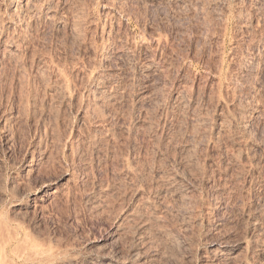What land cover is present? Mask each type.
Wrapping results in <instances>:
<instances>
[{
	"label": "rangeland",
	"instance_id": "rangeland-1",
	"mask_svg": "<svg viewBox=\"0 0 264 264\" xmlns=\"http://www.w3.org/2000/svg\"><path fill=\"white\" fill-rule=\"evenodd\" d=\"M263 177L264 0H0L1 231L125 255L111 231L157 192L141 262L204 264L253 235Z\"/></svg>",
	"mask_w": 264,
	"mask_h": 264
},
{
	"label": "bare ground",
	"instance_id": "bare-ground-1",
	"mask_svg": "<svg viewBox=\"0 0 264 264\" xmlns=\"http://www.w3.org/2000/svg\"><path fill=\"white\" fill-rule=\"evenodd\" d=\"M22 11V10H21ZM102 87V86H101ZM104 87V86H103ZM102 87V88H103ZM246 90V89H245ZM109 93V92H108ZM108 93H107V95H108ZM112 93V92H111ZM248 93H250V92H248ZM98 94H100V93H98ZM97 95V94H96ZM104 95H106V94H104ZM112 95V94H111ZM250 95V94H249ZM106 97V96H105ZM110 97V96H109ZM107 98V97H106ZM240 100V99H239ZM238 104H240V103H238ZM242 107H243V104H242ZM241 107V108H242ZM240 108V109H241ZM241 111V110H240ZM242 111H244V110H242ZM242 111H241V113H242ZM247 113V112H246ZM239 114H240V112H239ZM234 117H235V115H233ZM239 118H241V117H239ZM247 118V117H246ZM246 118H244V119H246ZM236 119V118H235ZM238 119V118H237ZM243 119V120H244ZM241 122H243V121H241ZM239 123V124H242V123ZM228 123V122H227ZM245 123V122H244ZM226 124V123H225ZM229 125V124H228ZM243 125V124H242ZM220 126H222V125H220ZM235 127V126H234ZM243 127H245L244 125H243ZM220 128V127H219ZM219 128H217L218 129V131H219ZM247 128V127H246ZM221 131V130H220ZM229 132V131H228ZM221 133V132H220ZM223 135V134H222ZM250 139V138H249ZM251 141V140H250ZM250 145V144H249ZM190 148V147H189ZM185 149H187V148H185ZM189 150V149H188ZM185 151V150H184ZM247 153V152H246ZM245 156V155H244ZM190 158V157H189ZM226 158V157H225ZM246 158V157H245ZM191 159V158H190ZM221 160V159H220ZM191 161V160H190ZM184 162V161H183ZM222 162V161H221ZM235 162V161H234ZM250 163H251V161H250ZM183 165V164H182ZM186 165V164H185ZM191 165V164H190ZM238 165V164H237ZM251 165V164H250ZM222 166V165H221ZM247 167H249V166H247ZM182 168V167H181ZM188 168V167H187ZM256 168V167H255ZM246 169V168H245ZM253 169V168H252ZM252 169H250L251 170V172H252ZM187 170V169H186ZM189 170V169H188ZM219 170V169H218ZM249 170V171H250ZM220 171V170H219ZM190 172V171H189ZM189 172H188V174H189ZM251 172H250V175H251ZM176 173V172H175ZM191 173V172H190ZM247 173H249V172H247ZM185 174V173H184ZM187 174V175H188ZM169 175V174H168ZM250 175H248V178H249V176ZM167 176V175H166ZM174 176V175H173ZM172 177V176H171ZM174 177H176V176H174ZM179 177V176H178ZM178 177H177V180H178ZM182 177V176H181ZM193 177V176H192ZM164 178V177H163ZM180 178V177H179ZM187 178V177H186ZM250 178H251V176H250ZM249 178V179H250ZM264 178V177H263ZM172 179V178H171ZM171 179H169L170 181H171ZM176 179V178H175ZM174 180V179H173ZM184 180V179H183ZM193 180H195V179H193ZM263 180V179H262ZM176 181V180H175ZM175 181H173V182H175ZM179 181V180H178ZM161 182H163V181H161ZM160 182V183H161ZM166 182V181H165ZM181 182H182V179H181ZM171 183H172V181H171ZM171 183H164L165 185H166V187L167 188H165V189H167V190H169V192L172 194V195H175V191L172 193V186H171ZM177 182H175V184H176ZM260 183H261V181H260ZM262 183H264V182H262ZM163 184V183H162ZM225 185V184H224ZM173 186H174V184H173ZM220 186V185H219ZM262 187H264V185L262 184L261 185ZM175 187H177V186H175ZM175 187H173L174 188V190H179V189H175ZM179 187V186H178ZM221 187V186H220ZM230 187V186H229ZM163 189V188H162ZM165 189L163 190V191H165ZM218 189H219V187H218ZM223 189V188H222ZM221 189V190H222ZM228 189V192H229V189L230 188H227ZM263 189V191H262V201H264V188H262ZM181 190V189H180ZM220 190V191H221ZM163 191L162 192H159L158 194H160V193H162L163 194ZM219 191V192H220ZM167 192V191H166ZM168 192V194H170ZM177 192V191H176ZM223 192V191H222ZM165 193V192H164ZM178 193V192H177ZM221 193V192H220ZM231 193V192H230ZM156 194H157V192H156ZM155 194V195H156ZM162 194H160V195H162ZM154 195V196H155ZM160 195H158V196H160ZM164 196L166 195V194H163ZM162 195V196H163ZM153 196V197H154ZM157 196V195H156ZM163 196V197H164ZM150 197V196H149ZM153 197H150V198H148V197H146L145 198V200H142V204H141V202L139 201V204H137V207H134V208H136L135 210H133V212H131V213H128L127 214V216H126V222H127V225H126V227H124L123 226V224L125 223V221H122V226H120L119 225V223L117 224L116 223V225L117 226H115L114 227V229H113V231H111V233L116 237L115 239H118L120 242H129L127 245H126V248H125V245L122 243V245H124L123 247L126 249L125 250V255H122L121 253H120V251H121V248H120V250L119 251H117V252H115L116 254L114 255V256H112V257H108V256H106V252H105V250H100L101 252L100 253H98V254H95V255H93V256H90V258H88V256H87V258L88 259H86V261H80L79 259H77V258H75L76 257V255H75V257L74 256H72V254L70 255V257H65L66 259H63V260H58V252H57V249L55 250V249H53V247L51 246V245H48V244H43V243H41L40 241L39 242H37V241H35V240H33V239H27V238H22L21 240H19V238H18V235L16 234V232L14 233H12V231H11V233H10V231H8V232H6L3 228V230L5 231V233L3 232V230L1 231V229H0V260H1V262H4L3 264H5V254H6V252H7V250H8V248H10V252L12 253V251H13V253L14 254H16L15 256H17L19 259H21V260H24V261H28L30 264H141L142 262H141V260L145 257L144 255H147V256H154L155 254H156V256L158 255L156 252H158L157 250L156 251H153V250H150L151 252L149 253V255L146 253L145 254V252H147V249L149 248V247H147V249H146V251H145V249L144 248H142V249H144V254L142 253V251L141 250H139L138 251V249L136 250V251H134V249H133V243H136L135 241H138L141 237L142 238H146V235H147V233L145 234V235H142V232H144V230L145 229H149V227L151 226H147V224L149 223L148 221L150 220V219H152L151 221H153V220H155V222H159V219H160V216H156L155 214L153 215L151 212V214L153 215H151L152 216V218H149V217H146V209L147 208H152L151 210L152 211H155V210H153V209H155V207H157L158 208V206L159 205H157V204H160V201L158 202L157 201V197L156 198H153ZM163 197H160V198H163ZM167 197V196H166ZM174 197V196H173ZM217 197V196H216ZM148 198V199H147ZM176 198H178L177 197V195H176ZM174 199V198H173ZM182 199V198H181ZM162 201V200H161ZM175 201V200H174ZM163 202H165V200L163 201ZM162 203V202H161ZM251 203V202H250ZM141 204V205H140ZM163 204V203H162ZM162 204L160 205V206H162ZM165 204V203H164ZM214 204V203H213ZM165 205H168V204H165ZM165 205H163L164 206V208H165V210H167L166 209V207H165ZM215 205V204H214ZM163 206L162 207H159V209H157L158 211H160V208H163ZM173 206V205H172ZM210 206V205H209ZM252 206H254V205H252ZM264 207V206H263ZM163 208V209H164ZM251 210H252V208H250ZM148 210V209H147ZM156 210V211H157ZM162 210V209H161ZM253 210H254V212L251 214V218H250V215H249V218L248 219H250L251 221V226L250 225H248V226H250L251 228V230H252V233H253V235H251L250 237H248V238H246V236L245 237H243V238H239V240H235V241H232V240H228V239H226V240H224V239H218V240H216L213 244H214V248L212 249V251L210 252V250H209V252L208 253H206V254H203V255H205L204 257L202 256V258L204 259L203 261H204V264H264V208L263 209H261L262 211H257V208H256V211H255V206H254V208H253ZM252 210V211H253ZM170 211V210H169ZM168 211V212H169ZM173 211V210H172ZM206 211V210H205ZM209 211V210H208ZM243 211H245V210H243ZM250 210H249V208H248V212H249ZM163 212V211H162ZM161 212V213H162ZM165 212H167V211H165ZM174 212V211H173ZM247 212V213H248ZM251 212V211H250ZM156 213V212H155ZM158 213V212H157ZM156 213V214H157ZM160 213V212H159ZM160 213V214H161ZM164 213V212H163ZM170 213V212H169ZM148 214H149V212H148ZM159 214V215H160ZM244 214V213H243ZM246 214V213H245ZM250 214V213H249ZM209 215V214H208ZM163 216V215H162ZM164 216H166V215H164ZM245 216H247V215H245ZM124 217V216H123ZM162 218H164V217H162ZM161 218V219H162ZM168 218V217H167ZM125 220V219H124ZM166 220V219H165ZM164 220V221H165ZM151 221H150V223H151ZM121 223V222H120ZM154 223V222H153ZM161 223H163V222H161ZM160 223V224H161ZM160 224H158V225H160ZM249 224V223H248ZM153 225V224H152ZM157 224H155V226H156ZM160 226H163V225H160ZM157 227V226H156ZM152 227H150V229H151ZM154 228V227H153ZM157 228H160L159 226L157 227ZM157 228L155 229L156 231H157ZM163 228V227H162ZM161 228V229H162ZM6 229V228H5ZM161 229L160 230H158L157 232H159V231H161ZM163 229H166V228H163ZM162 229V230H163ZM180 229V228H179ZM248 229H249V227H248ZM249 229V230H250ZM146 231H148L149 232V230H146ZM152 231V230H151ZM153 231H154V229H153ZM167 231H170V230H167ZM166 231V232H167ZM174 231H176V230H174ZM178 231V230H177ZM180 231V230H179ZM186 231V230H185ZM218 231V230H217ZM161 232H163V231H161ZM160 232V233H161ZM164 232H165V230H164ZM163 232V233H164ZM228 232V231H227ZM160 233H158V234H156L157 236L160 234ZM163 233H161V234H163ZM170 233V232H169ZM171 233H173V232H171ZM175 233V232H174ZM179 233V232H178ZM186 233V232H185ZM230 233H232V232H230ZM111 234V235H112ZM176 234V233H175ZM183 234H184V232H183ZM220 234H222V233H220ZM142 235V236H141ZM166 234H164V236H165ZM172 235H174V234H172ZM179 235V234H178ZM143 236H145V237H143ZM157 236H155V238H158ZM166 236H168V235H166ZM169 236L171 237V235L169 234ZM226 236V235H225ZM228 236V235H227ZM23 237V236H22ZM24 237H26V236H24ZM150 237V236H149ZM148 237V239H149V241L151 240L150 238ZM188 237V236H187ZM217 237H218V234H217ZM224 237V236H223ZM152 238H154V235L152 234ZM154 238V239H155ZM161 238H162V236H161ZM160 238V239H161ZM172 238V237H171ZM171 238L170 239H168V241H170L171 240ZM174 238H175V236H174ZM178 238V237H177ZM153 239V240H154ZM163 239H166V238H163ZM162 239V240H163ZM176 239V238H175ZM237 239V238H236ZM145 239H142V241H144ZM167 240V239H166ZM165 240V241H166ZM177 240H179V239H177ZM189 240V239H188ZM116 241V240H115ZM115 241H114V243H115ZM152 241V240H151ZM155 241V240H154ZM158 241H160V243L161 242H163V241H161V240H159V238H158ZM173 241V240H172ZM175 241V240H174ZM173 241V242H174ZM120 242H118V243H120ZM132 242V243H131ZM141 241H139L138 243L139 244H142V243H140ZM146 242V241H145ZM144 242V243H145ZM157 242V241H156ZM173 242H172V244H173ZM185 242V241H184ZM117 243V244H118ZM151 243V242H150ZM175 243H176V241H175ZM183 243V242H182ZM116 244V245H117ZM121 244V243H120ZM126 244V243H125ZM139 244H137V245H139ZM148 244H149V242H148ZM147 244V245H148ZM162 244V243H161ZM145 244H142V246H144ZM146 245V246H147ZM163 245H165V242H164V244ZM176 245V244H175ZM57 246V245H56ZM100 246V245H99ZM105 246V245H104ZM149 246H150V244H149ZM152 246H153V244H152ZM172 246V245H171ZM184 246V245H183ZM116 247H118V246H116ZM136 247V246H135ZM134 247V248H135ZM138 247H141L140 245L138 246ZM145 247V246H144ZM158 247V246H157ZM166 247V246H165ZM164 247V248H165ZM102 248V247H101ZM104 248V247H103ZM119 248V247H118ZM137 248V247H136ZM146 248V247H145ZM163 248V247H162ZM173 248V247H172ZM123 249V248H122ZM141 249V248H140ZM155 249V248H154ZM168 249H169V247H168ZM61 250V249H60ZM166 250V249H165ZM238 250H242L243 252V254H242V256L239 258V256L240 255H237V251ZM66 251H67V249H66ZM70 251V250H69ZM106 251H108V249L106 250ZM113 251H115V249L113 250ZM113 251H111V252H113ZM123 251H124V249H123ZM64 251H62V253H63ZM72 252V251H71ZM110 252V253H111ZM12 253V254H13ZM59 253H61V251L59 252ZM61 253V254H62ZM88 253V252H87ZM121 255H120V254ZM160 253V252H159ZM165 253V252H164ZM164 253H163V255H164ZM205 253V252H204ZM13 254V255H14ZM70 254V253H69ZM69 254H67V255H69ZM112 254V253H111ZM110 254V255H111ZM114 254V253H113ZM168 254V253H167ZM4 255V256H3ZM89 255H90V253H89ZM61 256V255H60ZM66 256V255H65ZM77 256H78V254H77ZM153 257V258H157V257ZM162 256V255H161ZM165 256V255H164ZM163 256V257H164ZM238 256V257H237ZM72 257H74V258H72ZM160 257V256H159ZM158 257V258H159ZM236 257L239 259V260H236ZM4 258V259H3ZM9 258V257H8ZM64 258V257H63ZM82 258V257H81ZM84 258V257H83ZM150 258V257H149ZM149 258L147 257L146 259H148L149 260ZM2 259H3V261H2ZM14 259V258H13ZM60 259V258H59ZM145 259V258H144ZM143 259V261H145ZM163 259V258H162ZM9 260H11L12 261V258L11 259H9ZM156 261V260H155ZM155 261H154V263H155ZM158 261V260H157ZM217 261V262H216ZM8 260L6 259V264H8ZM152 262H153V259H152ZM151 262V263H152ZM10 263H12V262H10ZM26 263V262H25ZM143 263H146V262H143ZM142 263V264H143ZM150 263V264H151ZM154 263H152V264H154ZM0 264H2V263H0ZM28 264V263H27Z\"/></svg>",
	"mask_w": 264,
	"mask_h": 264
}]
</instances>
